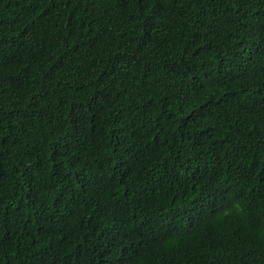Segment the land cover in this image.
Here are the masks:
<instances>
[{
	"label": "trees",
	"instance_id": "1",
	"mask_svg": "<svg viewBox=\"0 0 264 264\" xmlns=\"http://www.w3.org/2000/svg\"><path fill=\"white\" fill-rule=\"evenodd\" d=\"M0 264H264V0H0Z\"/></svg>",
	"mask_w": 264,
	"mask_h": 264
}]
</instances>
